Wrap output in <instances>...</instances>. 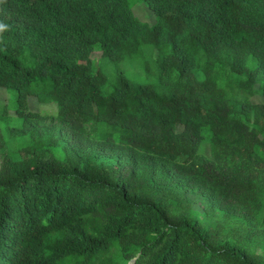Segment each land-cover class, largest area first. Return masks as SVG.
Returning a JSON list of instances; mask_svg holds the SVG:
<instances>
[{"label":"trees","instance_id":"16d2710c","mask_svg":"<svg viewBox=\"0 0 264 264\" xmlns=\"http://www.w3.org/2000/svg\"><path fill=\"white\" fill-rule=\"evenodd\" d=\"M130 1L0 0V264H264V0Z\"/></svg>","mask_w":264,"mask_h":264},{"label":"rangeland","instance_id":"374dc122","mask_svg":"<svg viewBox=\"0 0 264 264\" xmlns=\"http://www.w3.org/2000/svg\"><path fill=\"white\" fill-rule=\"evenodd\" d=\"M131 8L135 15V18L140 22L148 23L150 26L154 24V14L151 9L148 7L145 1L143 0H131ZM92 54L91 59L94 61V70H100L103 72L110 81H113L116 78L118 73L123 74L129 80L134 81L137 84H145L147 82L146 77L142 72V61L140 58H133L120 62H112L106 59H101V53L99 52V44L96 45ZM15 93L13 91L7 92L5 89H0V107L6 106L10 100V108L12 109L13 96ZM28 105L32 111H46V112H55L53 105H40L37 102V99L30 97L28 100ZM12 114V113H11ZM203 151L206 155L209 154L207 146L203 148ZM133 264V262H130Z\"/></svg>","mask_w":264,"mask_h":264}]
</instances>
